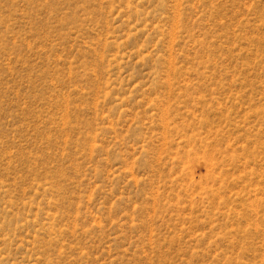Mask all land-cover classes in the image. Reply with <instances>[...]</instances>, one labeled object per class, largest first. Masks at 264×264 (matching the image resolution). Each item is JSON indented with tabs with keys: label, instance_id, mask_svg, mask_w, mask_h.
Returning a JSON list of instances; mask_svg holds the SVG:
<instances>
[{
	"label": "rangeland",
	"instance_id": "obj_1",
	"mask_svg": "<svg viewBox=\"0 0 264 264\" xmlns=\"http://www.w3.org/2000/svg\"><path fill=\"white\" fill-rule=\"evenodd\" d=\"M0 264H264V0H0Z\"/></svg>",
	"mask_w": 264,
	"mask_h": 264
}]
</instances>
